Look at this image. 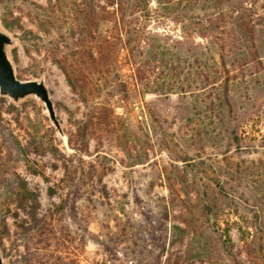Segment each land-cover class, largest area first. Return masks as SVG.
Segmentation results:
<instances>
[{"label": "rangeland", "instance_id": "rangeland-1", "mask_svg": "<svg viewBox=\"0 0 264 264\" xmlns=\"http://www.w3.org/2000/svg\"><path fill=\"white\" fill-rule=\"evenodd\" d=\"M0 30L62 132L0 96L4 264H264V0H0Z\"/></svg>", "mask_w": 264, "mask_h": 264}, {"label": "water", "instance_id": "water-1", "mask_svg": "<svg viewBox=\"0 0 264 264\" xmlns=\"http://www.w3.org/2000/svg\"><path fill=\"white\" fill-rule=\"evenodd\" d=\"M13 44L9 35L0 30V96H5L13 102L34 96L45 107L51 123L61 134L60 125L55 117L49 92L42 80L21 81L16 78L13 65L9 59L7 48ZM0 264H4L0 255Z\"/></svg>", "mask_w": 264, "mask_h": 264}, {"label": "trees", "instance_id": "trees-1", "mask_svg": "<svg viewBox=\"0 0 264 264\" xmlns=\"http://www.w3.org/2000/svg\"><path fill=\"white\" fill-rule=\"evenodd\" d=\"M100 57H99V59H100V61L102 62V60H103V52L102 51H100ZM88 59H90V60H92L93 62H96V61H98V60H96V59H93V57H92V55H91V53L90 54H88V57H87ZM96 60V61H95ZM64 73H65V76H66V79H67V82H68V84H69V86L71 87V89H73L74 91H76V90H78L77 88H76V86L74 85V83L72 82V80H71V78L68 76V74L64 71ZM82 136V139H84V135H81ZM35 195H33V194H30V197H34Z\"/></svg>", "mask_w": 264, "mask_h": 264}]
</instances>
